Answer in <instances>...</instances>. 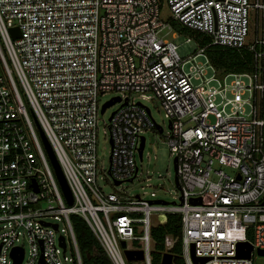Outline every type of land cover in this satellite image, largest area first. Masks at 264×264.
Returning a JSON list of instances; mask_svg holds the SVG:
<instances>
[{
    "label": "built area",
    "instance_id": "built-area-1",
    "mask_svg": "<svg viewBox=\"0 0 264 264\" xmlns=\"http://www.w3.org/2000/svg\"><path fill=\"white\" fill-rule=\"evenodd\" d=\"M164 1L172 19L212 44L250 51L252 71L218 75L207 59L184 70L190 59L160 35L171 27L160 19L159 0H0V264H13V248L22 250L19 264H81L71 215L84 220L112 264H151V230L174 214L184 264H194L191 250L202 264H257L254 257H264L257 255L264 251V0ZM228 76L234 79L226 84ZM109 91L119 106L107 125L105 177L115 187L132 182L143 157L141 134L158 127L163 133L148 107L130 98L152 96L168 119L179 204L102 191L98 96ZM174 242L165 236L166 248ZM240 243L252 247L249 258L238 257ZM124 250H140L143 259L128 261Z\"/></svg>",
    "mask_w": 264,
    "mask_h": 264
},
{
    "label": "rangeland",
    "instance_id": "rangeland-1",
    "mask_svg": "<svg viewBox=\"0 0 264 264\" xmlns=\"http://www.w3.org/2000/svg\"><path fill=\"white\" fill-rule=\"evenodd\" d=\"M170 16L171 14L169 8L166 5V2L163 0L160 9V19L171 27L169 22V19L171 18ZM251 19L252 14L249 13L250 22H252ZM250 26L252 27L251 24ZM160 35H163V37L166 39L173 40V42L177 45V52L182 59H190L189 62L184 64V70L188 71L189 65L192 63L206 62L207 58L204 53H200V47L194 37H190L188 39V35L174 32L172 27L170 29L164 27L160 31ZM193 56L194 58L192 59ZM205 76L207 78L213 76V70L210 67L207 68ZM233 79V76H228L225 79V83L229 84ZM240 79L245 83L248 82V78L246 76H242ZM219 82H221V79ZM209 85L218 87L219 83L212 79L210 80ZM115 96L116 93L114 91H109L103 95H99V106L103 105L106 101ZM130 96L132 100H139L142 104L148 107L152 119L156 124L162 127L163 133H160L156 129H146L143 131L141 135L145 138V143L142 161H140L139 157H137L136 160L138 167L137 177L132 182H125L115 187L110 183L109 179L105 177V171L109 164L110 152L107 125L109 123L110 116L119 105L117 102H115L106 106L104 111L101 113L99 112L97 115L96 154L99 166L101 168V170L98 171V176L100 177L98 179V184L104 193L114 191L120 194L124 192L125 195L129 196L140 195L141 197L147 199H161L165 202H175L176 204H179L180 189L177 187L175 182L174 158L173 155L170 154L168 143L165 137V134L169 128V123L168 119L165 117V112L159 101L152 96L146 95L145 97H141L138 93H131ZM25 104L28 108L26 101ZM214 167L220 168L230 174L233 173L229 167H226L223 164H215ZM151 193H153V195H151ZM63 227L64 226L62 222H59V228L61 229ZM19 243H21L25 254L27 255L29 249L27 240L21 238ZM254 258L257 264H264V257L255 256Z\"/></svg>",
    "mask_w": 264,
    "mask_h": 264
},
{
    "label": "trees",
    "instance_id": "trees-1",
    "mask_svg": "<svg viewBox=\"0 0 264 264\" xmlns=\"http://www.w3.org/2000/svg\"><path fill=\"white\" fill-rule=\"evenodd\" d=\"M159 2L162 3L163 0H159ZM169 22L174 32L186 34L187 38L194 37L196 39L199 49H203L202 53L218 75L252 71V53L246 48L236 49L212 44L210 37L206 34L190 29L172 18L169 19ZM70 221L81 264H112L84 220L76 215H71ZM179 233L180 222L179 216L176 214L168 215L164 224L152 228L151 235L154 246L151 252V264H161V255L165 251L172 254V264H184L180 255ZM167 235L175 240L170 248H166L164 245V238Z\"/></svg>",
    "mask_w": 264,
    "mask_h": 264
},
{
    "label": "water",
    "instance_id": "water-1",
    "mask_svg": "<svg viewBox=\"0 0 264 264\" xmlns=\"http://www.w3.org/2000/svg\"><path fill=\"white\" fill-rule=\"evenodd\" d=\"M10 32H11L13 39L19 36V30L17 27L11 28ZM117 101H119V98L112 97L111 99H109L108 101H106L102 105L100 112H103L106 106L111 105ZM37 129H38V134L40 136L43 147L46 151L48 160L50 162V165H51V167L54 171L55 177L58 181L59 187L63 193V196L66 200V203L70 205L72 203V195H71L70 189L66 183V180L63 176L61 168H60V166H59V164L55 158V155L51 149L50 144L48 143L44 133L42 132V130L40 129V127L38 125H37ZM160 130L161 129L158 127V131H160ZM142 148H143V138H141L140 146L138 149L139 155L141 154ZM174 168L176 170V159H174ZM175 182H176L177 187H179L176 174H175ZM115 184H118V182H115ZM34 189H35V185H34ZM155 202H159V201H155ZM263 204H264V201H263ZM44 224H46V223H44ZM52 226L54 228H56V225H52ZM59 242H60V245L62 247H64L63 237H61V236L59 237ZM122 246H123V243H122ZM239 248H240V250L238 251V257L249 258L252 247L248 243H240ZM10 255L13 258V264H19L21 259H22V250L20 248H13ZM124 255L128 261H133V260L140 261L143 259V253L140 250H138V251L124 250ZM191 255H192L194 264H202L203 263L204 259L194 257L192 250H191ZM257 255L264 256V251L258 250ZM172 260H173V256L169 252H165L161 255V264H172Z\"/></svg>",
    "mask_w": 264,
    "mask_h": 264
}]
</instances>
